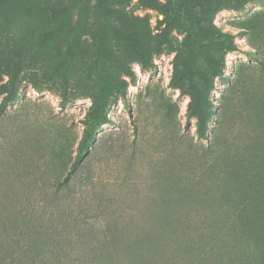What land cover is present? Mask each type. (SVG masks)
I'll return each mask as SVG.
<instances>
[{
  "label": "rangeland",
  "instance_id": "rangeland-1",
  "mask_svg": "<svg viewBox=\"0 0 264 264\" xmlns=\"http://www.w3.org/2000/svg\"><path fill=\"white\" fill-rule=\"evenodd\" d=\"M208 1L215 10L207 12L206 23L216 33L167 29L160 9L139 0L115 3L120 13L111 21L135 39L139 51H148L155 65L150 69L106 19L68 32L66 41H44L55 31L50 11L61 0H8L0 8V163L14 161L16 153L17 165L26 161V152L38 159L39 148L48 145L39 135L43 119L80 139L96 98L111 93L108 121L72 188L58 192L45 212L47 202L37 195L40 228L22 246L16 236L0 241L5 264H28L31 257L36 264H98L97 257H104L103 264H264V245L244 234L235 215L239 196L256 195L262 187L250 166L253 147L264 146V75L244 22L264 9V0L240 8ZM73 24L67 15L61 20L65 29ZM101 33L108 36V60L100 56ZM225 35L237 49H219ZM67 40L73 60L60 67ZM124 64L134 70L133 79ZM185 69L201 93L207 139L198 135L199 117L189 112V83L178 81ZM119 77L127 81L125 96ZM257 161L253 165L262 167ZM10 178L15 174L0 180ZM30 194L28 199L21 183L0 192L20 210L34 199ZM165 198L176 204L166 209ZM111 237L117 247L107 257L100 247Z\"/></svg>",
  "mask_w": 264,
  "mask_h": 264
},
{
  "label": "trees",
  "instance_id": "trees-1",
  "mask_svg": "<svg viewBox=\"0 0 264 264\" xmlns=\"http://www.w3.org/2000/svg\"><path fill=\"white\" fill-rule=\"evenodd\" d=\"M125 0H61L60 6L52 7L50 11V17L55 25V31L49 32L44 35L43 40H58L66 41L69 37L68 32L75 33L82 27L86 30L92 29V23L99 19L100 21L107 20V23L111 29L116 30L118 37L124 41L131 43L134 49L138 52L139 62L143 68H153L154 62L152 57L146 50L139 51L138 47L135 46V39L125 31L121 30L115 22L111 21V17L115 16L120 9L115 8V3H122ZM248 1H262V0H223L221 1L222 6L240 8L244 3ZM140 4L147 8L160 9L166 16V28L179 27L182 30H187L189 27L197 31L199 29L204 32H208L213 29V33L218 30L214 26H210L206 23L208 19V14L213 13L215 8L212 7L208 0H165L162 2L160 0H139ZM8 0H0V8L8 4ZM196 8H199L200 15L196 13ZM3 13V12H2ZM1 13V14H2ZM69 16V18L74 22L72 26L68 29L61 26V20L64 16ZM186 19L190 21V26H188ZM210 19V17H209ZM248 30V42L256 53V59L259 64V72L264 75V9L255 11L248 19L244 22ZM97 29L101 31V24L96 23ZM101 44H100V56L104 60L111 59L112 53L108 42V36L101 33ZM168 34L166 33V37ZM218 47L221 51H229L237 49L236 44L230 40L228 35L222 36ZM73 43L67 40L66 55L60 61V67L67 66L73 60ZM212 66L215 65L214 62L211 63ZM127 76L132 79L135 77L134 70L129 66L124 64L122 67ZM213 72L218 74V69L213 67ZM13 77L16 74L12 75ZM186 79L189 83V87L192 92V98L194 101L189 106V112L192 116H198L199 126L198 135L201 138L207 139L206 132V122L207 114L202 111L203 101L201 99V93L194 83L193 76L189 69H185L183 73L178 78V81ZM119 91L122 96L126 94L127 81L122 78L117 79ZM110 91L103 93L98 96L90 108V111L85 120V127L80 139L74 138L72 133L68 132L62 126L57 124L52 119H43L40 127L39 135L46 139L48 145L41 146L39 148V157L36 160L31 159L30 154L23 153L21 158L26 159L23 165H17L15 162L19 158V154H13L16 159L10 161V163L2 162L0 163V178L4 176L11 175L14 173L16 178H10L12 181H1L0 182V192L7 191L18 183L22 184V190L24 195L29 199L31 197L30 193H35L34 199L30 200L29 206L26 209L20 210L15 208V206L10 205L5 199L0 195V241L2 239H8L9 237L16 236L17 245L22 246V240L31 238V233L36 232L40 225L37 219V198L44 199L42 212L51 208L52 204L55 202V198L61 190L68 192L79 176V171L86 163V159L90 154L92 145L95 144L97 136L99 135V128L102 124L108 121V106L110 102ZM7 98L5 97L4 100ZM9 102V101H8ZM27 122L30 120L29 113H27ZM26 129L30 126V121L25 122ZM262 134L264 135V129ZM219 141L220 138L215 137ZM264 139V136H263ZM216 150V149H215ZM38 152V151H37ZM260 152V154H258ZM264 146L262 150L257 147H253L252 153L254 159L251 160V170L255 177H258V183L262 186L258 194L253 196H239V201L237 203L238 207L235 210L236 222L239 224V228L244 232V234L250 239L260 240L259 242L264 245ZM257 158L262 164V167L258 165H253V163L258 162ZM248 168V167H247ZM225 173L230 172V170L225 169ZM237 168H235V171ZM240 174V178H241ZM246 178V175L244 176ZM228 187L230 188L229 182ZM224 188V189H225ZM225 192H230V190ZM263 194V195H262ZM39 195V196H37ZM261 199V200H259ZM36 201V202H35ZM163 204L166 209L175 205L173 199H163ZM29 207H33L31 212V217H29V212L27 211ZM27 211V212H26ZM32 221V222H31ZM30 225V226H29ZM42 228V226H41ZM37 238V236H36ZM32 240V239H30ZM103 245L100 247L101 251L107 256L111 257L114 250L117 247L114 237L108 238L102 242ZM34 242L28 245L31 250L35 247L32 246ZM5 243L1 242L0 246L4 247ZM140 246V245H138ZM26 251V250H25ZM261 251H264V246L261 247ZM0 254H2V249L0 248ZM30 257V256H29ZM28 257V258H29ZM6 256H0V264H5ZM104 257H97L96 261L98 264H103L100 261ZM36 257H31L28 264H36Z\"/></svg>",
  "mask_w": 264,
  "mask_h": 264
}]
</instances>
